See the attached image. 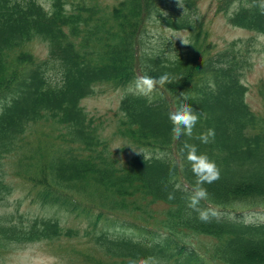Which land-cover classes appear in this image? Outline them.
I'll return each mask as SVG.
<instances>
[{
  "label": "trees",
  "instance_id": "16d2710c",
  "mask_svg": "<svg viewBox=\"0 0 264 264\" xmlns=\"http://www.w3.org/2000/svg\"><path fill=\"white\" fill-rule=\"evenodd\" d=\"M202 1L0 0V201L17 176L39 204L67 216L0 211V260L42 242L72 264H264V220L245 213L264 208V78L260 110L244 80L264 44L253 35L220 46ZM261 3L217 0L214 15L264 34ZM152 24L186 30L189 44L151 45ZM39 40L45 57L33 49ZM165 73L172 83L150 97L126 91L110 117L82 105L98 85L134 86L138 76ZM180 102L199 119L191 137L176 139L168 113ZM209 128L215 139L201 143ZM185 143L220 169L219 180L203 185L199 207L218 213L207 223L187 206L196 177ZM131 146L139 151L126 155Z\"/></svg>",
  "mask_w": 264,
  "mask_h": 264
},
{
  "label": "rangeland",
  "instance_id": "374dc122",
  "mask_svg": "<svg viewBox=\"0 0 264 264\" xmlns=\"http://www.w3.org/2000/svg\"><path fill=\"white\" fill-rule=\"evenodd\" d=\"M45 5H49L50 0H40ZM111 1V0H109ZM217 0H203L201 10L208 13L211 18L210 29L211 38L220 46L225 45L228 41L238 38H250L255 36L257 42L264 44V34H257L248 29L234 26L227 20L226 15L221 12L214 15V8ZM173 7L176 6L177 0H170ZM188 32L186 30H174L168 26L152 24L150 27V43L155 47L166 48L163 42L184 44ZM34 51L42 57H45L48 52L47 45L44 41H36L33 44ZM253 66L245 74V82L249 85L250 90L247 94V99L255 110L262 108L260 96L257 92V84L264 78V54L255 52L253 57ZM134 86L120 87L117 89L108 85H98L97 93L83 99L82 105L94 115H103L110 117V110H114L119 106V102L126 91ZM152 95V93H151ZM110 112V113H107ZM107 129L113 130L115 125L112 119L106 121ZM124 142L122 139L116 138L112 145L115 149L121 148ZM119 146V147H117ZM117 147V148H116ZM132 147V146H131ZM129 148L126 152L131 154L138 149L136 147ZM139 151V150H138ZM15 189L5 199L0 201V211H15L19 209L21 213L27 215H59L63 220L67 219L62 209L57 206H42L34 195L24 187L23 181L14 177ZM246 217L249 220H264V208L252 209L245 211ZM130 230V229H129ZM63 255V256H62ZM73 259L67 253H56L54 249L46 243L35 242L27 245L16 247L8 255L0 260V264H72ZM74 263V262H73Z\"/></svg>",
  "mask_w": 264,
  "mask_h": 264
},
{
  "label": "clouds",
  "instance_id": "9594fccd",
  "mask_svg": "<svg viewBox=\"0 0 264 264\" xmlns=\"http://www.w3.org/2000/svg\"><path fill=\"white\" fill-rule=\"evenodd\" d=\"M261 9L264 10V3L260 5ZM184 44H189L187 41L183 40ZM167 73L160 75L159 77L153 78L148 75H141L136 77L134 87L129 89V92L136 96L150 97L151 93L155 90L157 85H164L165 83H172ZM183 100H187V96H183ZM169 120L172 124V134L174 138L179 139L182 135L192 136L193 128L198 122L199 115L192 108L191 105L180 102L174 110H170L168 113ZM197 139L201 143L207 144L215 139V130L212 128L207 129L204 133H201ZM119 147V146H117ZM116 147V148H117ZM183 150H186V159L191 165V170L196 177L195 186L192 189L190 195L188 196V208L197 213V218L202 222H210L213 218H218V213L216 210L211 208H201L199 207L201 200H206L208 198L207 189L203 186L204 184H211L220 179V169L211 160L207 154L198 153L196 145L185 143L183 145ZM163 153H158L157 158H163ZM147 160V157L144 156ZM176 189L180 188L177 184ZM168 199H175L174 192L168 193ZM130 264H137L136 261H130ZM140 264H154L151 260L141 261Z\"/></svg>",
  "mask_w": 264,
  "mask_h": 264
}]
</instances>
